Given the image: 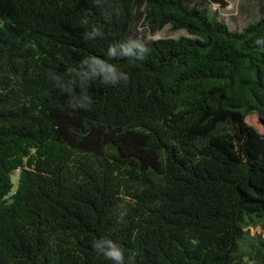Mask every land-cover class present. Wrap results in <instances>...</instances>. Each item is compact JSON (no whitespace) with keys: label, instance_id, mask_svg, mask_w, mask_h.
Here are the masks:
<instances>
[{"label":"trees","instance_id":"trees-1","mask_svg":"<svg viewBox=\"0 0 264 264\" xmlns=\"http://www.w3.org/2000/svg\"><path fill=\"white\" fill-rule=\"evenodd\" d=\"M227 5L0 0V264H264V0Z\"/></svg>","mask_w":264,"mask_h":264},{"label":"rangeland","instance_id":"rangeland-1","mask_svg":"<svg viewBox=\"0 0 264 264\" xmlns=\"http://www.w3.org/2000/svg\"><path fill=\"white\" fill-rule=\"evenodd\" d=\"M228 5L225 8L220 9V17L227 21L229 26L233 29H240L244 26L248 20L255 19L258 16V0H227ZM249 3V4H248ZM216 6V5H215ZM185 34L184 30L172 31L168 25L162 27L154 35H150L151 38L160 37H177ZM246 120L254 125L259 132L264 134V129L258 124L256 116L250 114ZM16 178V174L13 175ZM251 233H260L264 237V232L259 226L251 229Z\"/></svg>","mask_w":264,"mask_h":264},{"label":"clouds","instance_id":"clouds-1","mask_svg":"<svg viewBox=\"0 0 264 264\" xmlns=\"http://www.w3.org/2000/svg\"><path fill=\"white\" fill-rule=\"evenodd\" d=\"M105 256L107 258L115 257L117 259H120V254L118 252H107V253H105Z\"/></svg>","mask_w":264,"mask_h":264}]
</instances>
